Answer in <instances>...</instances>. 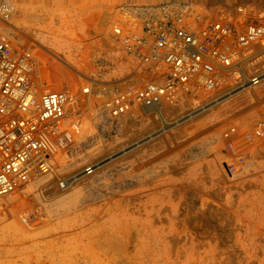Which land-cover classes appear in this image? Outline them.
Segmentation results:
<instances>
[{
    "label": "rangeland",
    "instance_id": "374dc122",
    "mask_svg": "<svg viewBox=\"0 0 264 264\" xmlns=\"http://www.w3.org/2000/svg\"><path fill=\"white\" fill-rule=\"evenodd\" d=\"M11 1L16 12L0 29L80 63L117 6L140 0ZM193 2L264 10V0ZM225 108L192 132L178 107L166 110L165 123L152 115L116 127L88 123L67 173L97 162L91 175L65 189L42 176L0 197V264H264V150H220V131L232 122L213 119ZM35 207L40 217L23 221Z\"/></svg>",
    "mask_w": 264,
    "mask_h": 264
},
{
    "label": "built area",
    "instance_id": "2783aa9c",
    "mask_svg": "<svg viewBox=\"0 0 264 264\" xmlns=\"http://www.w3.org/2000/svg\"><path fill=\"white\" fill-rule=\"evenodd\" d=\"M15 12L11 0H0L5 25ZM88 41L79 70L78 61L0 29V197L21 193L42 176L65 189L91 175L97 162L67 173L89 136L88 123L116 127L148 115L165 123L174 107L192 132L206 113L226 105L212 118L232 122L220 131V150H264V10L127 1L108 31ZM104 55L108 77L98 63ZM21 214L26 223L40 217L38 207Z\"/></svg>",
    "mask_w": 264,
    "mask_h": 264
}]
</instances>
